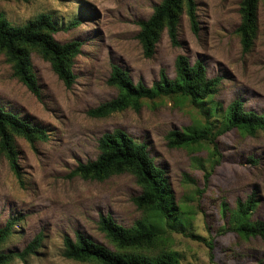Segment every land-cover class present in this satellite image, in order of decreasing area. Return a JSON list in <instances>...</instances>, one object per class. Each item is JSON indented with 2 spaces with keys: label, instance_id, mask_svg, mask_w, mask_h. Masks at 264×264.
Listing matches in <instances>:
<instances>
[{
  "label": "rangeland",
  "instance_id": "1",
  "mask_svg": "<svg viewBox=\"0 0 264 264\" xmlns=\"http://www.w3.org/2000/svg\"><path fill=\"white\" fill-rule=\"evenodd\" d=\"M160 1L0 0V12L11 24L48 13L58 23L56 41L81 42L72 65L75 80L68 88L50 63L31 51L39 97L13 75L0 51V106L47 132L45 139L32 143L14 136L18 174L0 151V227L12 222L0 251L20 253L11 264H92L65 257L63 237L74 240L79 232L116 250L99 229L101 217L108 215L124 227L141 218V209L132 201L141 187L132 173L103 180L73 173L79 163L97 157L99 137L115 128L147 145L154 163L164 171L175 211L184 221L183 227L159 236L145 253L173 250L180 264H264V239L242 238L226 224L236 201L251 193L259 201L250 219L264 218V130L243 135L230 129L216 136V149L204 139L190 150L169 147L165 138L170 130L206 120L187 97L146 98L138 111L127 108L104 117L87 114L116 96L117 89L106 82L112 64L125 68L134 83L151 86L161 70L174 77L178 54L187 55L190 63L200 60L208 77L220 78L211 101L225 107L239 98L245 109L264 113L262 0H258L257 35L246 53L235 33L241 0H195L197 33L183 13L179 44L172 45L164 30L152 56L145 57L137 38L138 22L147 19Z\"/></svg>",
  "mask_w": 264,
  "mask_h": 264
},
{
  "label": "trees",
  "instance_id": "2",
  "mask_svg": "<svg viewBox=\"0 0 264 264\" xmlns=\"http://www.w3.org/2000/svg\"><path fill=\"white\" fill-rule=\"evenodd\" d=\"M196 6L195 0H161L157 3L151 15L138 22L137 38L143 55L152 56L164 30L172 45L179 44L178 25L183 13L188 18L192 32L197 33ZM262 9L264 13V0ZM257 10L258 0L240 1V22L235 33L239 37L243 53L250 50L257 35ZM57 31L58 23L48 13H39L21 25H13L0 12V51L11 64L13 75L36 97L40 96V88L30 59L32 50L50 63L52 71L65 87H70L75 80L72 65L74 57L80 52L81 42H58L54 38ZM106 82L117 89V94L88 109L87 114L91 117H104L127 108L138 111L144 99L158 96H183L198 105L206 115V120L198 125L168 131L165 138L169 147L192 150L206 139L216 149V136L230 129H236L243 135H255L264 130V113L245 109L239 98L225 107L211 101L217 92L220 78L208 77L205 65L200 60L190 63L185 54L176 56L173 78H169L161 70L158 80L151 86L142 82L134 83L128 71L116 63L111 65ZM46 135L45 129L39 125L32 124L0 106V151L7 157L14 173L18 174L16 152L13 148L14 136H21L32 143L35 139H45ZM97 144V157L79 163L73 173L84 179L94 180H103L124 171L132 173L141 187V192L132 201L141 209L142 216L130 227L116 223L108 215L101 217L99 229L114 243L116 250L108 249L77 232L74 240L68 235L63 237L62 254L67 258L92 264H180L176 251L163 249L156 254L143 251L149 249L169 229H178L184 225L183 219L175 211L164 171L154 163L147 145L143 141L135 140L120 128L103 133ZM258 201L254 193L244 200L236 201L226 221L230 230L245 239H264V218L250 219ZM11 226L12 222L8 221L0 227V244L10 234ZM37 239L39 236L35 237V241ZM19 255V252L0 251V264H11L13 257Z\"/></svg>",
  "mask_w": 264,
  "mask_h": 264
}]
</instances>
